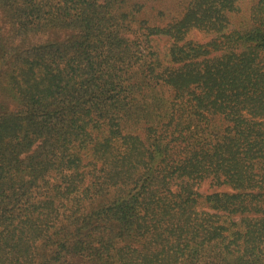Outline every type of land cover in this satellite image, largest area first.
Returning a JSON list of instances; mask_svg holds the SVG:
<instances>
[{"label": "trees", "instance_id": "1", "mask_svg": "<svg viewBox=\"0 0 264 264\" xmlns=\"http://www.w3.org/2000/svg\"><path fill=\"white\" fill-rule=\"evenodd\" d=\"M0 264H264V0H0Z\"/></svg>", "mask_w": 264, "mask_h": 264}, {"label": "rangeland", "instance_id": "2", "mask_svg": "<svg viewBox=\"0 0 264 264\" xmlns=\"http://www.w3.org/2000/svg\"><path fill=\"white\" fill-rule=\"evenodd\" d=\"M190 36L191 38H194L196 40L202 41L203 43H206L207 41L211 40L212 37H214V34H209L201 30H194ZM166 43H167V40L163 39L162 41H160V47L164 46V44ZM9 103H12V101L9 100ZM201 189L207 192H214L217 190H231V188L227 186L217 187L215 185H211L209 181L207 182L204 181L201 184Z\"/></svg>", "mask_w": 264, "mask_h": 264}]
</instances>
